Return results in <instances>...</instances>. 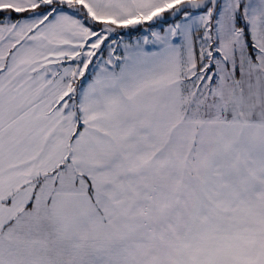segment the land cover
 I'll list each match as a JSON object with an SVG mask.
<instances>
[{"label": "snow or ice", "instance_id": "obj_1", "mask_svg": "<svg viewBox=\"0 0 264 264\" xmlns=\"http://www.w3.org/2000/svg\"><path fill=\"white\" fill-rule=\"evenodd\" d=\"M0 264H264V0H0Z\"/></svg>", "mask_w": 264, "mask_h": 264}]
</instances>
